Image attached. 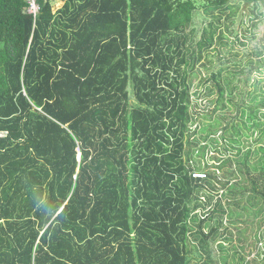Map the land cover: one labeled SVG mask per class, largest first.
I'll return each instance as SVG.
<instances>
[{"label": "trees", "instance_id": "trees-1", "mask_svg": "<svg viewBox=\"0 0 264 264\" xmlns=\"http://www.w3.org/2000/svg\"><path fill=\"white\" fill-rule=\"evenodd\" d=\"M37 2L35 18L0 0V264H193L192 239L211 252L225 213L199 219L206 191L260 202L264 226V155L228 160L224 181L204 163L243 126L264 142V88L236 105L239 70L202 72L230 60L222 19L264 0ZM201 11L212 21L193 41Z\"/></svg>", "mask_w": 264, "mask_h": 264}, {"label": "rangeland", "instance_id": "rangeland-1", "mask_svg": "<svg viewBox=\"0 0 264 264\" xmlns=\"http://www.w3.org/2000/svg\"><path fill=\"white\" fill-rule=\"evenodd\" d=\"M256 16L258 18H256ZM211 17H208L204 11L196 14L195 24L193 29L196 30L195 34H190L191 40L200 41L203 36V30L209 26L211 23ZM254 21V22H253ZM256 26L253 27V24ZM190 33V31H189ZM223 33L226 37L225 42L228 43L224 47L223 55H226L230 60L220 61L218 56L212 55L210 61L214 63L213 67L208 70H202L205 76H211L212 73H218L220 70H224V77L228 76V69L239 70L240 74L237 75L236 85L239 86V91L233 92V97L235 98V104L244 106H256L252 105L254 96L258 88H264V81L262 80V68L257 64L258 60L264 58V5H260L258 8L254 4L242 5L240 10L236 12V15L231 21H226L225 18L222 19L221 25H219V33L216 37V43L219 35ZM253 61L252 66H248V62ZM235 62L241 64L235 68V65H231ZM235 68V69H233ZM244 71V72H243ZM243 72V73H242ZM264 76V75H263ZM200 84V81L197 85ZM197 87L194 88L193 92H196ZM215 90V96L216 94ZM256 93V94H255ZM213 96V98H215ZM259 96V95H258ZM260 99L262 97L260 96ZM255 101V100H254ZM194 102H199L201 104V99L196 97ZM260 104V100L258 101ZM203 104V103H202ZM210 110L214 107L209 106ZM237 109V108H236ZM201 111V109H198ZM202 111H207L202 109ZM250 112V110H248ZM264 109L262 110V113ZM261 116V115H260ZM202 120V119H201ZM204 125H208L209 121L203 120ZM248 121V120H247ZM264 122V119H263ZM199 123H197L193 128L197 129ZM255 128L244 126L242 127L241 135H249L247 137L243 136L240 143H232V140L237 141L238 136L236 135L228 137L225 141L220 140L219 142L208 143L210 151L207 156V160L204 163H208L210 166H216L213 171L217 174L218 179L224 181L226 175H230L231 167L230 165H225L228 160L234 162L235 170L237 168V161L246 158V155L251 152L250 161L254 164L256 161L260 160L263 153H258L259 147L264 146V142H259L258 133ZM6 134H0V136H5ZM197 139H201V134L199 133ZM204 144V141H201ZM231 145L234 147L231 148ZM231 152L227 150L229 148ZM226 148V149H225ZM238 149L241 150L240 155L237 156ZM213 157H217L221 162L212 160ZM222 168V169H220ZM206 173V172H204ZM237 181V180H233ZM241 184H244L239 180ZM211 196L214 197L213 201H210ZM209 201V202H208ZM221 201L224 207L225 213L217 212L214 219L210 222V227L208 232L213 228L219 230L217 234L218 239L212 242L211 252L206 253L202 250L199 252L198 243L192 239V244L190 247L191 259L193 264H244L245 262L249 264H264V226L261 227L262 211L261 203H250L248 201V196L243 197L240 193L238 195L230 193L228 190H222L220 192H204L201 195L200 204H203L197 210L196 214L201 220L203 214L207 211L215 209L217 203ZM200 220L196 222L195 232L198 231ZM261 227V228H260ZM242 262V263H241Z\"/></svg>", "mask_w": 264, "mask_h": 264}, {"label": "built area", "instance_id": "built-area-1", "mask_svg": "<svg viewBox=\"0 0 264 264\" xmlns=\"http://www.w3.org/2000/svg\"><path fill=\"white\" fill-rule=\"evenodd\" d=\"M27 2L30 6L29 13L36 18L40 12V6L38 5L37 0H27ZM195 177L196 178H205L206 176L203 174H196Z\"/></svg>", "mask_w": 264, "mask_h": 264}]
</instances>
